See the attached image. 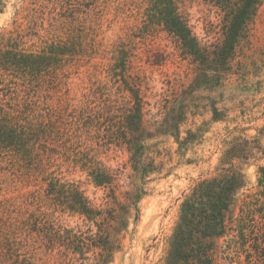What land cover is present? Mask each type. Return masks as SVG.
<instances>
[{
  "label": "trees",
  "instance_id": "1",
  "mask_svg": "<svg viewBox=\"0 0 264 264\" xmlns=\"http://www.w3.org/2000/svg\"><path fill=\"white\" fill-rule=\"evenodd\" d=\"M203 1L215 7L221 18V39L214 43L198 39L178 0H147L144 35H152L156 29L164 32L193 66L190 84L161 106L153 120L145 118L149 105L143 92L146 83L130 71L129 49L122 47L110 68L112 85L100 84L78 101L69 97V89L60 95L67 86L65 69L77 56L70 45L55 44L46 52L31 53L0 33V158L27 177H41L52 207V211L38 207L28 223L2 224L0 264H37L32 258L37 243L46 250L64 248L63 256L71 254L67 264H85L87 255L93 256L95 264L113 262L121 248L122 232L131 219L135 223L139 218L138 204L147 195L150 177L162 171L155 160L153 148L158 142L154 140L171 138L177 151L183 153L202 140L204 123L184 132L181 127L197 113L192 102L199 93L227 88L236 47L260 3ZM6 2L0 0V14ZM205 103L210 122L227 119L226 109L219 108L216 99L207 95ZM263 139L264 123L253 136H233L221 151L214 175L198 179L188 188L167 239L163 264H214L219 240L232 232L235 237L228 250H244L249 244L258 257L264 258L259 255L264 243L251 238L249 224L264 211V164L256 165L257 192L244 196L250 184L248 168L264 158ZM63 144L75 149L73 163L80 164L97 187L109 188L102 207L93 205L76 182L64 180L55 171L48 172L55 163L53 154ZM93 144L128 154V190L118 194L116 176L110 168L83 155L94 150ZM83 145L85 150L80 151ZM57 211L79 217L85 231L75 232L58 224Z\"/></svg>",
  "mask_w": 264,
  "mask_h": 264
},
{
  "label": "rangeland",
  "instance_id": "2",
  "mask_svg": "<svg viewBox=\"0 0 264 264\" xmlns=\"http://www.w3.org/2000/svg\"><path fill=\"white\" fill-rule=\"evenodd\" d=\"M259 2L255 17L236 47L233 74L227 88L199 93L192 102L197 113L189 116L181 127L184 132L204 123L202 140L185 153L177 151L171 138L154 140L158 142L153 148L155 160L161 164L162 171L150 177L147 195L138 204L139 218L135 223L131 219L127 230L122 232L121 248L111 264H163L167 239L188 188L198 179L214 175L227 141L237 135L253 136L263 125L264 0ZM178 4L200 41L214 43L221 39V18L215 7L203 0H178ZM147 6V0H7L0 14V33L10 36L21 49L31 53L46 52L55 44L70 45V50L77 56L65 69L67 86L60 95L69 89V97L78 101L100 84L112 85L110 68L119 50L122 47L129 49L130 71L146 83L143 92L149 105L145 118L153 120L161 106L168 104L175 94L190 84L193 66L177 52L174 41L164 32L156 29L152 35H144ZM154 60L158 64L152 65ZM207 95L217 100L219 108L226 109L224 122H210L205 107ZM66 147L68 145L63 144V148L56 149L53 154L55 163L48 172L55 171L64 180L76 182L93 205L102 207L109 188L97 187L80 164L73 163L75 149ZM85 147L83 145L80 151ZM93 147L92 152L83 155L94 157L95 161L110 168L116 176L114 185L118 186V194L128 190L131 184L128 154L120 149L104 150L95 144ZM263 164L264 158L248 168L250 184L244 196L257 192L256 165ZM45 188L41 177H27L13 170L7 159L0 158V227L2 224L28 223L37 214L38 207L42 211L47 208L52 211ZM55 216L58 224L66 229L85 231L84 222L79 217L59 211ZM249 224L251 238L264 243V211ZM2 232L0 228V243L4 236ZM234 237L232 232L219 240L214 264H263L264 258L258 257L249 244L244 250L235 247L228 250L227 245ZM33 248L36 250L32 252V258L38 261L37 264H67V258L71 257V254L63 256L65 250L62 247L46 250L37 243ZM247 253H250L248 258ZM259 255H264V249ZM87 257L85 264H95L92 255Z\"/></svg>",
  "mask_w": 264,
  "mask_h": 264
}]
</instances>
